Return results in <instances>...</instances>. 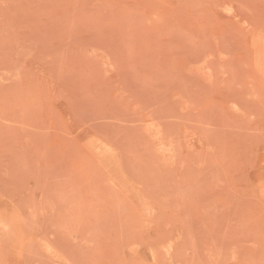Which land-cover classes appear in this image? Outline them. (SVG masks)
<instances>
[{
    "label": "rangeland",
    "instance_id": "obj_1",
    "mask_svg": "<svg viewBox=\"0 0 264 264\" xmlns=\"http://www.w3.org/2000/svg\"><path fill=\"white\" fill-rule=\"evenodd\" d=\"M0 264H264V0H0Z\"/></svg>",
    "mask_w": 264,
    "mask_h": 264
}]
</instances>
